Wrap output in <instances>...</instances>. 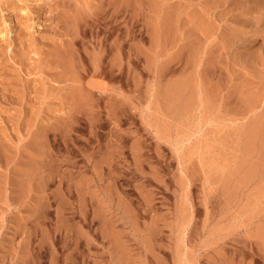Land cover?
<instances>
[{
    "label": "rangeland",
    "instance_id": "374dc122",
    "mask_svg": "<svg viewBox=\"0 0 264 264\" xmlns=\"http://www.w3.org/2000/svg\"><path fill=\"white\" fill-rule=\"evenodd\" d=\"M3 1L0 264H264V0Z\"/></svg>",
    "mask_w": 264,
    "mask_h": 264
},
{
    "label": "bare ground",
    "instance_id": "6f19581e",
    "mask_svg": "<svg viewBox=\"0 0 264 264\" xmlns=\"http://www.w3.org/2000/svg\"><path fill=\"white\" fill-rule=\"evenodd\" d=\"M5 1H6V0H5ZM5 1H3V2H5ZM11 1H12V0H11ZM11 1H10V2L8 1V2L10 3V5L12 4V2L14 3V1H12V2H11ZM8 2L6 1V5L9 4ZM21 2H22V1H21ZM112 2H114V1H112ZM124 3H125V2H124ZM126 3H128V2H126ZM2 5H3V4H2ZM6 5H5V7H7ZM14 5H16V4H14ZM14 5H12V6H13V7H17V5H16V6H14ZM128 5H129V4H128ZM8 6H9V5H8ZM18 6H19V4H18ZM2 8H3V6H2ZM8 8H9V7H8ZM5 9L7 10V8H5ZM16 9L18 10V8H16ZM16 9H14V8H13V10L10 9V10H11V13H9V11H8L9 16L7 17V19H5V20L3 19V20H4L3 22H5V25H6V34H7V35H10V34L13 35V33H14V29H16V27L19 26V24H20V26L23 24V23L21 24V20H22L21 17H19V18H20V19H19L20 23H19V24H16V22L18 21V16H17V15H19L18 12H17V15H16V13L14 14V12H15ZM125 9H126V8H125ZM19 10H20V9H19ZM54 10H55V9H54ZM3 11H4V9H3ZM20 11H21V10H20ZM23 11H24V10H23ZM77 11H78V10H77ZM49 12H50V10H49ZM49 12H48V13H49ZM93 12H94V11H93ZM96 12H97V11H96ZM127 12H129V10H127ZM51 13H52V12H51ZM53 13H54V11H53ZM20 15H21V14H20ZM94 15H95V14H94ZM96 15L98 16V14H96ZM125 15H126V14H125ZM5 16H6V15H5ZM5 16H4V17H5ZM21 16H22V15H21ZM23 16H24V15H23ZM65 16H66V15H65ZM65 16H64V17H65ZM88 16H89L88 18H90V15H88ZM97 16H95V17H97ZM128 17H129V16H128V14H127V18H128ZM5 18H6V17H5ZM50 18H52V17H50ZM62 18H63V17H62ZM76 18H77V17H76ZM88 18H86V16H84V17H79L78 20H76V21H77V22H75V23H76V26H74V25H73V26H74V28L76 27V33H77V34L83 32V31H84V28L86 29L85 26H86L88 23L91 22L92 19H88ZM92 18H93V17H92ZM127 18H126V19H127ZM129 18H130V17H129ZM129 18H128V20L126 21V22H127V29H126V30H128V31H127L128 34L126 35V36H127V39H126L127 52H126V54H125V55H126V59L128 60V62H129V60H130V58H131V55H130V53H131V51H130V49H131V48H130V43H131V42H130V40H131V37H130V35H131V34H130V33H131V32H130V31H131V30H130V29H131V22H130ZM58 19H59V18H58ZM126 19H125V20H126ZM130 19H131V18H130ZM47 20H48V19H47ZM62 20H63V19H62ZM93 20H94V19H93ZM19 21H18V22H19ZM24 21H26V20H24ZM48 21H49V20H48ZM58 21H59V20H58ZM60 21H61V20H60ZM60 21H59V22H60ZM64 21H65V20H64ZM14 22H15V24H14ZM87 26H88V25H87ZM23 27H24V26H23ZM26 27H27V26H26ZM20 28H22V26H21ZM20 28H19V29H20ZM23 29H24V28H23ZM23 29H22V30L20 29V32L23 31ZM28 29H29V28H28ZM16 30H17V29H16ZM25 30H26V29H25ZM45 30H46V29H45ZM17 31H18V30H17ZM18 32H19V31H18ZM20 32H19V33H20ZM23 32H24V31H23ZM19 33H17L19 37H20V35L24 34V33H21V34L19 35ZM83 33H84V32H83ZM81 34H82V33H81ZM16 37H17V36H16ZM16 37H15V38H16ZM21 37H22V36H21ZM23 37H25V36L23 35ZM17 38H18V37H17ZM41 38H42V37H41ZM43 38H44V37H43ZM43 38H42V39H43ZM18 39H22V40H23V38H18ZM12 40H13V39H12ZM22 40H21V41H22ZM49 40H50V38H49ZM15 41H16V39H15ZM17 41H18V40H17ZM42 41H43V40H42ZM43 42H44V41H43ZM14 43H15V42H14ZM44 43H45V42H44ZM16 44H19V43H16ZM20 44H21V43H20ZM34 44H35V43H34ZM47 44H48V43H47ZM26 45H27V44H26ZM31 45H33V44H31ZM6 46H7V44H6ZM17 46H18V45H17ZM20 46H21V45H20ZM22 46H23V45H22ZM42 46H47V45L44 44V45H42ZM11 47H12V46H11ZM57 47H58V46H57ZM5 48H6V47H5ZM26 48H27V47H26ZM29 48H30V47H29ZM31 48H32V47H31ZM44 48H45V47H44ZM46 48H47V47H46ZM61 48H62V46H61ZM70 48L72 49V47H70ZM70 48H69V50H70ZM7 49H8V48H7ZM42 49H43V48H42ZM56 49H57V48H56ZM1 50H2V49H1ZM4 50H5V49H4ZM18 50H19V49H18ZM29 50H30V49H29ZM45 50H47V49H45ZM49 50H50V49H49ZM54 50H55V49H54ZM60 50H61V49H60ZM60 50L58 49V51H60ZM64 50H65V49H64ZM64 50H63V51H64ZM20 51H21V50H20ZM25 51H26V50H25ZM27 51H28V49H27ZM27 51H26V52H27ZM34 51H35V50H34ZM55 51H57V50H55ZM2 52H5V51H2ZM9 52H11V51H9ZM15 52H17V48H16V51H15ZM39 52H40V51H39ZM52 52H53V51H52ZM61 52H62V50L60 51V53H61ZM12 53H14V52H12ZM35 53H37V52H35ZM40 53H41V52H40ZM55 53H57V52H55ZM60 53H59V54H60ZM3 54H4V53H3ZM15 54H16V53H15ZM33 54H34V52H33ZM41 54H42V53H41ZM47 54H48V51H47ZM59 54H58L57 56H60V55H61V56H60V59H61V57H62V60H60L59 57H57V59H59V63H60V61H61V63H62V62H64V61H63V54H62V53H61L60 55H59ZM73 54H74V52H73ZM17 55H18V53H17ZM22 55H23V54H22ZM30 55H31V54H30ZM35 55H38V53L35 54ZM43 55H44V54H43ZM48 55H49V54H48ZM4 56H5V55H4ZM38 56H40V55H38ZM73 56H74V55H73ZM20 57H21V56H20ZM25 57H26V55H25ZM40 57H41V56H40ZM40 57H39V58H40ZM48 57H49V56H48ZM12 58H13V57H12ZM14 58H15V57H14ZM35 58H36V56H35ZM43 58H44V57H43ZM43 58H42V59H43ZM70 58H71V57H70ZM8 59H9V58H8ZM18 59H19V57H18ZM18 59L16 58L15 60H18ZM26 59H27V58H26ZM50 59L52 60V58H50ZM66 59L68 60V58H66ZM66 59H65V61H66ZM97 59H98V58H97ZM19 60H20V59H19ZM24 60H25V59H24ZM28 60H29V59H28ZM32 60H33V59H32ZM36 60H39V59L36 58ZM48 60H49V59H48ZM69 60H70V59H69ZM113 60H114V59H113ZM25 61H26V60H25ZM33 61H34V63L37 62V61L35 62V60H33ZM33 61H32V62H33ZM39 61L41 62V59H40ZM46 61H47V60H46ZM49 61H50V60H49ZM55 61H56V60H55ZM73 61H74V63H76L75 60H73ZM15 62H18V61H15ZM28 62H29V61H28ZM28 62H25V63L27 64ZM69 62H71V60H70ZM114 62H115V60H114ZM30 63H31V62H30ZM50 63H51V62H50ZM65 63H67V62H65ZM112 63H113V62H112ZM11 64H12V63H11ZM11 64L9 63V66H11ZM20 64H21L22 68L25 66V65L23 66V64H24L23 61L20 62ZM31 64H33V63H31ZM40 64H42V63H40ZM40 64H39V65H40ZM1 65H2V64H1ZM4 65H5V64H4ZM17 65H18V64H17ZM28 65H29V64H28ZM45 65H46V64H45ZM93 65H94V63H93ZM35 66H37V65H34V67H31V68L34 69ZM61 66H62V65H61ZM69 66H71V65H69ZM69 66H66L65 68H67V69L70 71L71 69H69V68H72V66H71V67H69ZM76 66H77V65H76ZM0 67H1V66H0ZM15 67H16V65H15ZM18 67H19V66H18ZM68 67H69V68H68ZM77 67H79V66H77ZM2 68H3V67H2ZM39 68H40V67H39ZM50 68H52V67H50ZM95 68H96V67H95ZM97 68H98V66H97ZM99 68H100V67H99ZM16 69H17V68H16ZM24 69H25V68H24ZM35 69H36V68H35ZM44 69H45V67H44ZM57 69H58V68H57ZM62 69H63V70H61L62 72L58 71V72H60V75H59V76L63 75V76H61V78H59L58 81H60L61 79H62V81L65 80L64 76H65L66 74H68V76H69V74H70V73H68L67 70H66L67 73H66V72L64 73L63 71H65V69H64V68H62ZM73 69H74V68H72V70H73ZM27 70H28V69H27ZM39 70H40V69H39ZM46 70H47V68H46ZM46 70H44V71H46ZM49 70H51V69H49ZM53 70H54V68H53ZM53 70H51V71H53ZM83 70H84V69H83ZM92 70H93V68H92ZM99 70H100V69H99ZM8 71H9V70H8ZM20 71H21V70H20ZM22 71H23V70H22ZM24 71H25V70H24ZM28 71H29V70H28ZM33 71H34V70H33ZM33 71L31 70V72H28V74H29V73H32ZM51 71H50L49 73L53 74ZM96 71H97V69H96ZM26 72H27V71H26ZM38 72H39V71H38ZM40 72H41V71H40ZM42 72H43V70H42ZM47 72H48V71H47ZM0 73H1V72H0ZM9 73H10V72H9ZM11 73H12V72H11ZM14 73H15V69H14ZM18 73H19V71H18ZM22 73H23V72H22ZM35 73H36V72H35ZM55 73H57V72H55ZM63 73H64L65 75H64ZM94 73H95V72H94ZM97 73H99V72H97ZM97 73H96V74H97ZM4 74H5V73H4ZM42 74H43V73H42ZM44 74H45V72H44ZM74 74H78V73H75V72H74ZM6 75L8 76V74H6ZM6 75H4V76H6ZM11 75H12V74H11ZM11 75L9 74V76H11ZM14 75L16 76V74H14ZM54 75H55V74H54ZM72 75H73V74L71 73V74H70L71 78L73 77ZM32 76H33V75H32ZM37 76H38V75H37ZM43 76H44V75H43ZM45 76H47V75H45ZM49 76H50V75H49ZM52 76H53V75H52ZM24 77H26V76H24ZM66 77H67V75H66ZM6 78H7V77H6ZM53 78H54V77H53ZM63 78H64V79H63ZM68 78H69V77H68ZM68 78H67V79H68ZM71 78H70V80H71ZM74 78H75V77H74ZM20 79H21V78H20ZM56 79H57V76H56ZM67 79H66V81H67ZM4 80H5V79H4ZM7 80H8V78H7ZM13 80H14V79H13ZM26 80H28V79H26ZM29 80H30V79H29ZM49 80H50V78H49ZM73 80H77V79H73ZM16 81H17V79H16ZM23 81H24V80H23ZM50 81H51V80H50ZM56 81H57V80H56ZM18 82H19V81H17L16 83H18ZM30 82H31V81H30ZM30 82H27V83H30ZM40 82H41V81H40ZM53 82H54V81H53ZM64 82H65V81H64ZM68 82H69V80H68ZM74 82H75V81H74ZM6 83H7V82H6ZM11 83H12V81H11ZM17 85H18V84H17ZM30 85H31V84H30ZM7 86H8V85H7ZM24 86H25V85H24ZM28 86H29V85H28ZM33 86H34V85H33ZM51 86H52V85H51ZM11 87H12V86H11ZM25 87H26V86H25ZM34 87H35V86H34ZM0 88H1V87H0ZM8 88H9V87H8ZM14 88H15V87H14ZM28 88H29V87H28ZM49 88H50V87H49ZM52 88H53V87H52ZM55 88H57V87H55ZM55 88H54V89H55ZM1 89H2V88H1ZM18 90H20L19 87H18ZM23 90H24V89H23ZM29 90H30V89H29ZM12 92H13V91H12ZM22 92H23V91H22ZM37 92H38V91H37ZM14 93H16V91H15ZM3 94H4V93H3ZM10 94H11V93H10ZM17 94H18V93H17ZM91 95H92V93H91ZM0 96H1V95H0ZM73 106H74V105H73Z\"/></svg>",
    "mask_w": 264,
    "mask_h": 264
}]
</instances>
